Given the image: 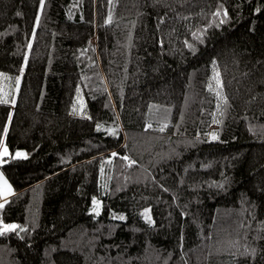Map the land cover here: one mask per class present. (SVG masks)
Returning a JSON list of instances; mask_svg holds the SVG:
<instances>
[{"label":"trees","instance_id":"obj_1","mask_svg":"<svg viewBox=\"0 0 264 264\" xmlns=\"http://www.w3.org/2000/svg\"><path fill=\"white\" fill-rule=\"evenodd\" d=\"M0 71V264H264V0H0Z\"/></svg>","mask_w":264,"mask_h":264},{"label":"rangeland","instance_id":"obj_2","mask_svg":"<svg viewBox=\"0 0 264 264\" xmlns=\"http://www.w3.org/2000/svg\"><path fill=\"white\" fill-rule=\"evenodd\" d=\"M18 84H19V76L18 75H10L8 73L0 71V100L6 99L8 101V103L12 104L14 101L15 94L17 92ZM82 105H83L82 97L77 96L76 97V109H77L76 111H79L81 109ZM4 148H7L8 154H9L10 151L4 142V138H2L0 141V152H3ZM17 153H23L24 155L26 154L24 149H16V150H14L12 155L17 156L16 155ZM7 155H0V164L5 161ZM23 156H20V157H23ZM0 176L3 177L4 181H7V185L11 189L10 194L0 195V204H2V201L5 200L6 198H8L9 196H11L13 191H12L11 183L4 176L1 169H0ZM2 189H3V183H2V181H0V190H2ZM10 224H13V223H10ZM4 225H7V224H4Z\"/></svg>","mask_w":264,"mask_h":264},{"label":"snow or ice","instance_id":"obj_3","mask_svg":"<svg viewBox=\"0 0 264 264\" xmlns=\"http://www.w3.org/2000/svg\"><path fill=\"white\" fill-rule=\"evenodd\" d=\"M41 5H43V0H41ZM21 71H23V69H21ZM0 103H8V101L6 99L0 100ZM98 128H99V126H98ZM6 131H7V129L5 128V132ZM161 131H163V129H161ZM212 138L216 139V136L213 135ZM7 154H8L7 148H4L3 152H0V155H7ZM16 155H17V157H20V156H23L24 154L23 153H17ZM113 155H115V153ZM0 181H2V183H3V189L0 190V195L10 194L11 189L7 185V181H4L2 176H0ZM94 203H95V200H94ZM2 207H3V204H0V208H2ZM144 215L146 216V218H148L149 222H151L150 217L147 216V210L145 211ZM119 219H124V217L121 216V217H119ZM17 227L18 226L14 225V224L3 225L2 227H0V235H2L5 232H11V231L15 230Z\"/></svg>","mask_w":264,"mask_h":264}]
</instances>
